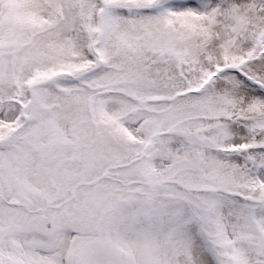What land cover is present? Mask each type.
<instances>
[{
    "label": "snow or ice",
    "instance_id": "1",
    "mask_svg": "<svg viewBox=\"0 0 264 264\" xmlns=\"http://www.w3.org/2000/svg\"><path fill=\"white\" fill-rule=\"evenodd\" d=\"M0 264H264V0H0Z\"/></svg>",
    "mask_w": 264,
    "mask_h": 264
}]
</instances>
